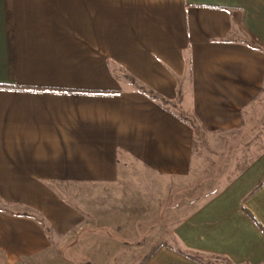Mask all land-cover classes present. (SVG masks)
Instances as JSON below:
<instances>
[{
    "label": "crops",
    "instance_id": "obj_1",
    "mask_svg": "<svg viewBox=\"0 0 264 264\" xmlns=\"http://www.w3.org/2000/svg\"><path fill=\"white\" fill-rule=\"evenodd\" d=\"M263 88L264 0H0L4 264L109 223L123 264H264V151L200 199L187 118L235 132ZM83 188L136 198L89 202Z\"/></svg>",
    "mask_w": 264,
    "mask_h": 264
},
{
    "label": "rangeland",
    "instance_id": "obj_2",
    "mask_svg": "<svg viewBox=\"0 0 264 264\" xmlns=\"http://www.w3.org/2000/svg\"><path fill=\"white\" fill-rule=\"evenodd\" d=\"M187 118L195 129L193 161L188 186L197 193L198 198L201 197L200 199L210 197L233 175H236L239 169L251 163L257 154L264 151V88L257 101L253 102L245 113L242 128L235 132L206 135L195 125L191 117ZM130 184L131 186L146 185L141 177L133 179ZM75 190L71 187L66 192L63 191L64 197L73 202ZM129 191L125 194L121 188H114L112 193H94L92 189L83 188L81 195L83 199L90 200L89 202L99 199V201L114 204L113 199L116 197L124 196L123 199L127 201L136 198V194H131ZM178 195H181L182 199L195 196V194L189 195L184 189ZM113 225L110 223L102 225L103 227L97 224L92 225L79 236H72L63 248L50 255L38 257L32 264H123L126 258L123 255L124 252L117 246L119 243H124L122 239L126 235L123 228ZM200 259L206 264H231L217 257H201ZM0 264H4L1 257Z\"/></svg>",
    "mask_w": 264,
    "mask_h": 264
},
{
    "label": "trees",
    "instance_id": "obj_3",
    "mask_svg": "<svg viewBox=\"0 0 264 264\" xmlns=\"http://www.w3.org/2000/svg\"><path fill=\"white\" fill-rule=\"evenodd\" d=\"M130 81H131L132 84L136 85L135 87L142 94L146 95L149 98H155L156 97L151 91L145 89L142 86H138L137 84H135V82H134L133 79H130ZM162 104H165L166 105L167 103L162 100ZM182 119L184 120L185 118L182 117ZM191 127L193 128V130H195L194 129V126L192 124H191ZM22 216L34 218L39 224H41L43 226V228L45 229V231L47 232V234H49L51 232V229L45 224V222L42 219H39V218H36V217H33V216H29L27 214H24ZM189 257L192 258L193 260L198 261L199 263H203L202 260L200 259L201 257H198V256H189ZM145 259H146V257L144 258V260ZM229 263H231V262H229Z\"/></svg>",
    "mask_w": 264,
    "mask_h": 264
}]
</instances>
